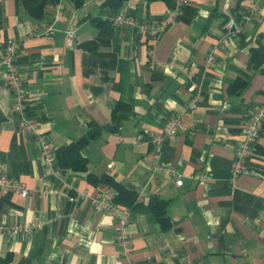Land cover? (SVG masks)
<instances>
[{
    "label": "crops",
    "instance_id": "0c3cea01",
    "mask_svg": "<svg viewBox=\"0 0 264 264\" xmlns=\"http://www.w3.org/2000/svg\"><path fill=\"white\" fill-rule=\"evenodd\" d=\"M106 1L49 0L37 18L21 0H0L2 38L22 42L28 113L55 143L48 164L22 132L0 76V176L31 188L24 196L0 187V226L40 223L0 231V264H264V122L249 170L230 176L247 114L264 102V0H189L158 39L104 14L157 20L173 0ZM253 2L258 11L246 22ZM231 14L246 22L242 30L226 26ZM175 114L179 131L157 142ZM113 181L138 193L136 202L121 198ZM78 190H108L132 207L130 257L119 254L116 217L70 200ZM153 197L166 201L167 227Z\"/></svg>",
    "mask_w": 264,
    "mask_h": 264
},
{
    "label": "built area",
    "instance_id": "2783aa9c",
    "mask_svg": "<svg viewBox=\"0 0 264 264\" xmlns=\"http://www.w3.org/2000/svg\"><path fill=\"white\" fill-rule=\"evenodd\" d=\"M189 0H174L169 9L157 19H151L147 16H138L130 11H113L108 8L104 14L107 21L118 27L135 28L139 33L146 35L152 39H158L161 34L174 26L181 14L183 7ZM258 11L257 2H253L245 13L246 22L253 14ZM246 22H238V19L233 14L229 15L226 22L228 28H236L235 30H242ZM75 37L74 30L67 31V39L72 43ZM22 49V42L19 38H2L0 33V76L11 90L14 97V109L22 115L21 130L23 133H31L34 139L40 144L44 161L51 164L55 159V143L48 137V134L41 130L40 125L36 119L28 113V89L25 81L22 78V70L17 62V57ZM213 56L210 55L208 62H211ZM198 98L195 96L192 105H195ZM264 122V102L257 105L252 111L247 114L245 124L243 127V137L239 140L235 150V156L231 167V178L235 180L237 177L249 170V161L251 156L252 145L261 135V127ZM181 127V119L178 114L171 116L163 126V130L156 133L155 140L160 142L166 138L177 134ZM193 133V130H191ZM175 176L176 183L182 184L183 179L175 169L172 170ZM0 187H4L21 193L27 196L31 188L23 180L0 176ZM46 190V189H45ZM141 191L139 194H144ZM68 197L72 201L88 202L104 212L114 215L116 222L115 241L119 245V254L130 257L132 253V238L127 231V225L132 217V207L128 204L121 205L115 197L108 190H100L96 193H90L86 190H78L69 193ZM40 223L37 220L30 222H18L9 228L0 226V231L9 230L16 232L19 230H31ZM130 264H141L131 261Z\"/></svg>",
    "mask_w": 264,
    "mask_h": 264
},
{
    "label": "trees",
    "instance_id": "16d2710c",
    "mask_svg": "<svg viewBox=\"0 0 264 264\" xmlns=\"http://www.w3.org/2000/svg\"><path fill=\"white\" fill-rule=\"evenodd\" d=\"M21 1L24 5L26 12H28L32 16H35L37 18H41L44 15L45 6L49 0H21ZM71 1L74 3V5L76 7H80L87 0H71ZM113 1H117V0H108V1H106V4L109 2H113ZM173 2H174V0L172 1V4H173ZM97 130H98L97 127L93 128L90 131L89 135H96L98 132ZM85 138H82L79 141L74 142V144L72 146V151H73V156H74L73 161L74 162H75V154H76V152H78L79 146L85 141ZM113 183H114V186L118 190V195L121 198L129 199L130 201H132L131 203L136 202V200L138 198V193L128 190L127 187L125 185L121 184L120 182L113 181ZM150 207L156 212V214L158 215L163 226L167 227L169 225V221H168V216H167L166 209H165L166 201L162 200L158 197H153L150 201Z\"/></svg>",
    "mask_w": 264,
    "mask_h": 264
}]
</instances>
